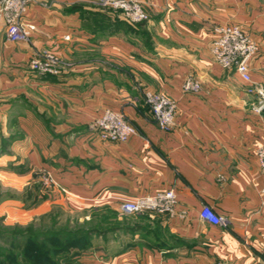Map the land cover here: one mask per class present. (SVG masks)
I'll use <instances>...</instances> for the list:
<instances>
[{
    "label": "crops",
    "instance_id": "1",
    "mask_svg": "<svg viewBox=\"0 0 264 264\" xmlns=\"http://www.w3.org/2000/svg\"><path fill=\"white\" fill-rule=\"evenodd\" d=\"M98 1L34 0L24 15L34 26L30 40L1 36L0 174L18 188L38 172L52 179L30 215L60 204L119 226L73 264H262L256 150L264 113L253 110L257 95L234 68L220 66L210 44L216 25H238L258 45L250 76L264 89V0H140L148 18L138 33L106 17ZM41 50L63 60L59 75L28 67ZM187 77L200 82L197 92L183 90ZM146 89L176 102L170 130L151 119ZM105 109L123 111L136 133L125 142L99 138L92 122ZM168 188L172 213L119 210L125 198ZM203 205L226 225L201 218ZM22 207L5 199L0 214H26Z\"/></svg>",
    "mask_w": 264,
    "mask_h": 264
},
{
    "label": "built area",
    "instance_id": "2",
    "mask_svg": "<svg viewBox=\"0 0 264 264\" xmlns=\"http://www.w3.org/2000/svg\"><path fill=\"white\" fill-rule=\"evenodd\" d=\"M34 0H0V38L4 36L9 42H28L32 24L24 21L29 6ZM102 8L111 7L125 19L136 22L148 17L140 0H99ZM214 37L210 51L214 59L223 68H234L240 78L247 83V92L255 93L257 101L252 106L256 113L264 107V89L256 86L250 76V65L258 52V45L235 24H218L213 28ZM69 39V35L65 36ZM63 60L51 50H41L28 61V67L39 75H59L63 70ZM185 92H197L200 82L187 77L182 86ZM143 102L155 124L170 130L175 124L176 102L169 96L152 90H144ZM92 128L102 140L125 142L136 133V127L123 111L105 109L92 122ZM258 167L264 174V141L256 150ZM46 183H52L47 176ZM176 197L172 188L155 194L125 198L119 204L123 214H135L144 211L172 213L175 210ZM200 216L214 225H226V218L217 214L211 206L203 205ZM264 264V262L262 263Z\"/></svg>",
    "mask_w": 264,
    "mask_h": 264
},
{
    "label": "rangeland",
    "instance_id": "3",
    "mask_svg": "<svg viewBox=\"0 0 264 264\" xmlns=\"http://www.w3.org/2000/svg\"><path fill=\"white\" fill-rule=\"evenodd\" d=\"M147 18L132 23L143 24ZM64 65L65 63L63 68ZM47 176V174L35 173L27 185L18 188L10 181L11 178L9 182L0 174V202L5 199L17 200L23 204L22 209L26 210V214L17 211L10 212L8 216L6 213L0 214V264H73L84 253L96 251L101 235L98 233L99 230L113 226L112 223L105 224L103 215L101 216L97 211L89 214L73 213L60 204L50 205L47 211L41 214L30 215V209L45 199L42 196L51 184L46 183ZM85 231H91L89 237ZM73 232L78 239L72 237ZM27 235L32 240H37L29 248L23 247L24 243L20 244L29 238ZM83 235L85 238H81ZM51 236L57 240V243L52 240L48 242L47 248L42 250L40 240ZM101 236L103 239L104 236ZM86 247L88 249L81 253V249ZM58 248L65 250L59 251Z\"/></svg>",
    "mask_w": 264,
    "mask_h": 264
},
{
    "label": "trees",
    "instance_id": "4",
    "mask_svg": "<svg viewBox=\"0 0 264 264\" xmlns=\"http://www.w3.org/2000/svg\"><path fill=\"white\" fill-rule=\"evenodd\" d=\"M99 7V6H98ZM106 17L108 16V17H110V18H113V19H115V21L117 22V24L118 23H120V25L127 31V32H131V33H138V29H139V27L142 25V23L141 24H133L132 22H130L129 20H127V19H125L123 16H121L120 14H119V12L118 11H116V10H113V9H110V8H101V7H99L98 8ZM135 27H137V28H135ZM46 196H45V194H43V196H42V198H45ZM35 198H37V196L35 197ZM35 200V199H34ZM38 200V199H37ZM103 222L105 223V224H109L110 225V223H112V227L110 226V227H107V228H104V229H101V230H99L98 231V233L99 234H101V235H103L104 237H105V235L107 234V233H113L114 232V230H115V228H119V226H115V224L113 223V221H109L108 219H107V217H105V216H103ZM85 232H87L88 233V237H89V233L91 232V231H85ZM73 235L74 236H72L74 239H78L76 236V234L73 232ZM85 235V234H84ZM84 235H83V237H81V238H85L84 237ZM28 237H29V235H27ZM107 236V235H106ZM23 237H26V236H23ZM79 237V236H78ZM105 238H107V237H105ZM104 238V239H105ZM60 239V238H59ZM52 240H53V242H55V244L57 243V240L55 239L54 240V238L51 236L50 238H48V237H45V238H42L41 240H40V243H41V247H42V250L44 249V248H47V244H48V242H52ZM21 241V240H20ZM36 241L37 240H32L30 237L29 238H27V240H23L22 242H20V244L22 243H24L23 245V247H25V248H29L30 246H31V244H35L36 243ZM61 249H64L65 250V248H58V250L59 251H61ZM88 248L86 247V248H82L81 249V253H84L86 250H87ZM84 251V252H83ZM39 255V254H38ZM37 255V256H38ZM34 257H36V256H34ZM77 261V260H76ZM74 263V262H73Z\"/></svg>",
    "mask_w": 264,
    "mask_h": 264
},
{
    "label": "water",
    "instance_id": "5",
    "mask_svg": "<svg viewBox=\"0 0 264 264\" xmlns=\"http://www.w3.org/2000/svg\"><path fill=\"white\" fill-rule=\"evenodd\" d=\"M261 112H263V113H264V107L262 108Z\"/></svg>",
    "mask_w": 264,
    "mask_h": 264
}]
</instances>
